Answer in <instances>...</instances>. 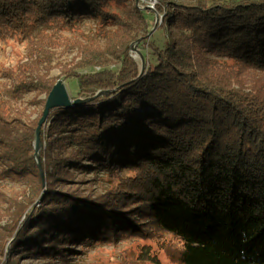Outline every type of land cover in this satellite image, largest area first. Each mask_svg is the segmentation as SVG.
<instances>
[{
  "label": "trees",
  "instance_id": "obj_1",
  "mask_svg": "<svg viewBox=\"0 0 264 264\" xmlns=\"http://www.w3.org/2000/svg\"><path fill=\"white\" fill-rule=\"evenodd\" d=\"M157 1L147 10L136 0H0L1 40L79 32L93 22L104 47L80 32V60L61 74L76 81L78 98L110 91L50 110L39 166L43 112L32 119L16 103L34 92L45 107L38 98L55 84L49 70L7 74L16 85L0 91V176L25 182L30 193L5 200L0 264H76L90 245L139 232L135 216L179 240L180 264H264V92L244 89L241 73H264V0ZM157 10L158 27L180 33L162 45L148 38L146 14ZM141 36L143 72L131 54ZM83 161L106 174L136 170L142 191L60 190L70 169L90 168ZM133 200L136 215L125 211Z\"/></svg>",
  "mask_w": 264,
  "mask_h": 264
},
{
  "label": "rangeland",
  "instance_id": "obj_2",
  "mask_svg": "<svg viewBox=\"0 0 264 264\" xmlns=\"http://www.w3.org/2000/svg\"><path fill=\"white\" fill-rule=\"evenodd\" d=\"M173 1V0H172ZM192 3L195 0H185ZM157 9L159 4L157 3ZM161 7V6H160ZM163 7V6H162ZM148 29L149 40L156 39L159 45L167 40L166 37L177 38L180 34L177 29L171 27L164 31L158 26L162 22L163 14L159 10L148 12ZM95 24L90 21L82 23L79 32H71L67 30L51 31L45 30L36 33L31 41H23L21 39H0V91L4 92L13 89L16 82H13L7 74L13 71L14 75L22 74L29 76L33 70H36L40 76L46 71H50L47 77L54 84L62 81L72 99L78 98V86L76 81L66 79L61 74L63 66L72 67L80 58L78 56L77 40L84 41L85 38L80 36V32L85 36H89L99 47H104L105 41L98 36L93 37ZM140 33H143L140 32ZM137 47L141 45L143 49H139L143 56L148 54V43L143 42V38L139 37ZM134 45V44H133ZM134 59L141 65L140 56L131 52ZM108 55V63L110 67L116 68L117 60L111 54ZM146 60V59H145ZM51 65V67L48 66ZM18 73V74H17ZM242 83L244 89H261L264 92V73L257 72L253 69L246 68L242 71ZM35 93H26L16 106L26 115L34 113L32 119L43 112L42 104H35ZM261 94L260 96H263ZM46 95L43 94L38 100H45ZM71 145L61 155L64 158L70 156V153L76 148ZM83 165L90 167L89 169H70L73 174L71 182L66 185L59 186L62 191H73L81 197L92 196L98 197L109 194L112 190L121 188L124 193L142 191L139 187L140 183L136 180V172L134 169H127L115 174H106L103 170H97L90 161H83ZM28 192L26 183L13 178L0 176V216L4 213L7 205L6 199H23L24 192ZM33 195L37 193L31 192ZM32 195V197H33ZM135 200L128 202L131 214L136 215ZM137 222L144 223L139 232L122 235V237H114L111 240L98 242L85 249L83 254L76 256V264H180L178 257L181 243L174 236L158 230L154 227L152 221L146 217V220L135 216ZM6 219L0 222L4 225ZM79 249V248H78Z\"/></svg>",
  "mask_w": 264,
  "mask_h": 264
},
{
  "label": "water",
  "instance_id": "obj_3",
  "mask_svg": "<svg viewBox=\"0 0 264 264\" xmlns=\"http://www.w3.org/2000/svg\"><path fill=\"white\" fill-rule=\"evenodd\" d=\"M139 40H137L134 45H132L131 48V52H135L137 53L140 58H141V70L142 72L145 69V57L143 56V54L141 53L140 50H138V47L136 46L138 44ZM132 54V53H131ZM134 58V57H133ZM110 91H100L97 93V96H102V95H106L109 94ZM93 98H88V99H82V98H76V99H72L68 93V90L65 86V84L62 81H58L52 91L50 92V94L48 95V97L46 98V103H45V107H44V111H43V116L40 119L39 123H38V127L36 129V133H35V157L38 161V164L40 166V152L42 149V142H41V129L43 127V125L46 123L48 117H49V113L50 110L56 109V108H71V107H76L82 103H85L89 100L94 99Z\"/></svg>",
  "mask_w": 264,
  "mask_h": 264
},
{
  "label": "built area",
  "instance_id": "obj_4",
  "mask_svg": "<svg viewBox=\"0 0 264 264\" xmlns=\"http://www.w3.org/2000/svg\"><path fill=\"white\" fill-rule=\"evenodd\" d=\"M138 4H141L143 9L155 10L157 7V0H136Z\"/></svg>",
  "mask_w": 264,
  "mask_h": 264
}]
</instances>
